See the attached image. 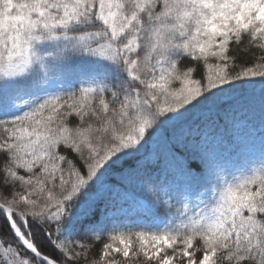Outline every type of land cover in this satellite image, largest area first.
I'll return each mask as SVG.
<instances>
[{
    "label": "snow or ice",
    "instance_id": "obj_1",
    "mask_svg": "<svg viewBox=\"0 0 264 264\" xmlns=\"http://www.w3.org/2000/svg\"><path fill=\"white\" fill-rule=\"evenodd\" d=\"M0 264H264V0H0Z\"/></svg>",
    "mask_w": 264,
    "mask_h": 264
},
{
    "label": "trees",
    "instance_id": "obj_2",
    "mask_svg": "<svg viewBox=\"0 0 264 264\" xmlns=\"http://www.w3.org/2000/svg\"><path fill=\"white\" fill-rule=\"evenodd\" d=\"M251 119L253 121V125H250L249 130L241 131L236 135V139L240 145H246L250 150L251 154L255 156H259L260 154V143H261V120L259 116V112H255ZM221 131H223V126H221ZM228 135H234L229 132ZM213 138H210V141ZM210 148L216 151L220 155H227L226 149L235 150L237 144H229L227 140L224 141L223 144L220 143H210Z\"/></svg>",
    "mask_w": 264,
    "mask_h": 264
}]
</instances>
